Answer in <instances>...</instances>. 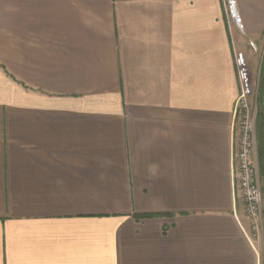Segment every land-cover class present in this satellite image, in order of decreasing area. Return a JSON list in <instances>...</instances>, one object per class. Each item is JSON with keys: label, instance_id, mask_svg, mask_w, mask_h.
I'll return each instance as SVG.
<instances>
[{"label": "crops", "instance_id": "1", "mask_svg": "<svg viewBox=\"0 0 264 264\" xmlns=\"http://www.w3.org/2000/svg\"><path fill=\"white\" fill-rule=\"evenodd\" d=\"M237 4L0 0V264H262L232 159L264 0Z\"/></svg>", "mask_w": 264, "mask_h": 264}, {"label": "built area", "instance_id": "2", "mask_svg": "<svg viewBox=\"0 0 264 264\" xmlns=\"http://www.w3.org/2000/svg\"><path fill=\"white\" fill-rule=\"evenodd\" d=\"M224 2L231 19L240 27L241 16L237 0ZM237 64L240 94L234 110L232 175L235 200L243 204L244 213L250 222L249 228L244 230L252 240L261 235L263 220V195L257 163L256 108L250 101L253 90L242 54L239 55Z\"/></svg>", "mask_w": 264, "mask_h": 264}, {"label": "rangeland", "instance_id": "3", "mask_svg": "<svg viewBox=\"0 0 264 264\" xmlns=\"http://www.w3.org/2000/svg\"><path fill=\"white\" fill-rule=\"evenodd\" d=\"M263 48L260 47V45H258L257 43H249L247 44V51L245 54H243V58L245 61V64L247 66V69L249 71L250 74V82H251V87L253 90V94L250 98V101L252 103V105L254 106V97L256 94V87H257V66H259V63L261 61L262 58V52H263ZM239 53H238V57H239ZM263 62V59H262ZM256 108V106H254ZM256 126H257V108H256ZM263 213V210H262ZM254 245L256 246L257 250L259 251L260 257H261V261L262 264H264V214H263V220H262V233L261 235L256 238V239H252Z\"/></svg>", "mask_w": 264, "mask_h": 264}, {"label": "trees", "instance_id": "4", "mask_svg": "<svg viewBox=\"0 0 264 264\" xmlns=\"http://www.w3.org/2000/svg\"><path fill=\"white\" fill-rule=\"evenodd\" d=\"M254 103L257 107V126H256V139L258 148V157L260 160L259 172L261 178L264 176V165L261 164V159L264 154V121H263V93L260 88L259 92H256L254 97ZM263 195V214H264V187H261Z\"/></svg>", "mask_w": 264, "mask_h": 264}]
</instances>
